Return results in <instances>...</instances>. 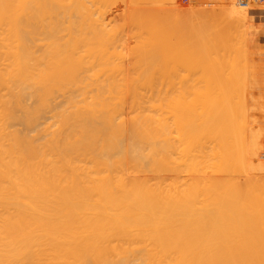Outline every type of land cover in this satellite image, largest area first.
<instances>
[{
	"label": "bare ground",
	"instance_id": "1",
	"mask_svg": "<svg viewBox=\"0 0 264 264\" xmlns=\"http://www.w3.org/2000/svg\"><path fill=\"white\" fill-rule=\"evenodd\" d=\"M0 264H264V0H0Z\"/></svg>",
	"mask_w": 264,
	"mask_h": 264
}]
</instances>
